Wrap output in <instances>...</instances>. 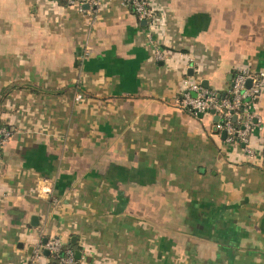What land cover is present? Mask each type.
I'll list each match as a JSON object with an SVG mask.
<instances>
[{
  "label": "crops",
  "instance_id": "1",
  "mask_svg": "<svg viewBox=\"0 0 264 264\" xmlns=\"http://www.w3.org/2000/svg\"><path fill=\"white\" fill-rule=\"evenodd\" d=\"M102 2L0 0V264L51 237L78 264H264V90L252 155L177 103L264 70V0H150L156 27Z\"/></svg>",
  "mask_w": 264,
  "mask_h": 264
},
{
  "label": "built area",
  "instance_id": "2",
  "mask_svg": "<svg viewBox=\"0 0 264 264\" xmlns=\"http://www.w3.org/2000/svg\"><path fill=\"white\" fill-rule=\"evenodd\" d=\"M67 5H77L83 13L91 11L96 14L102 7V0H65ZM139 20L150 22L157 26V17L152 9L150 0H123ZM88 5V8L86 7ZM156 57L164 59L165 54L156 50ZM251 80V86L247 85ZM264 90V70L242 69L233 76L229 95H222L196 80L193 76L183 79V90L177 97L178 106L192 114L208 113L217 115V127L226 131V141L243 143L248 154H254L250 134L255 126L260 125L261 119L254 113L260 95ZM82 93L76 95L79 100ZM239 125V126H238ZM12 128L0 127V159L7 140L12 136ZM49 251V258L44 251ZM27 264H78L76 251L67 246L59 237L48 238L46 242L39 241L34 248Z\"/></svg>",
  "mask_w": 264,
  "mask_h": 264
},
{
  "label": "water",
  "instance_id": "3",
  "mask_svg": "<svg viewBox=\"0 0 264 264\" xmlns=\"http://www.w3.org/2000/svg\"><path fill=\"white\" fill-rule=\"evenodd\" d=\"M86 7L88 8V5H86ZM192 71H193V70L190 69L189 73L192 74ZM203 85L206 86V87H208V83H207V81H203ZM247 85H248V86H251V80H248ZM198 116H199V117H203V116H204V113H198ZM217 119H218V116L215 115V120H217ZM226 134H227L226 131L223 130V132H222V138H223V139L226 138ZM46 241H47V239H45V242H46ZM45 254L48 255V254H49V251L45 250ZM76 254H77L78 258H80V256H81V252H80V251H77Z\"/></svg>",
  "mask_w": 264,
  "mask_h": 264
},
{
  "label": "trees",
  "instance_id": "4",
  "mask_svg": "<svg viewBox=\"0 0 264 264\" xmlns=\"http://www.w3.org/2000/svg\"><path fill=\"white\" fill-rule=\"evenodd\" d=\"M63 3H65V1L64 0H61ZM227 95H229V93H226ZM218 120V119H217ZM216 120V121H217ZM4 126H6L5 124H0V127H4ZM239 126V125H238ZM67 246H70V247H72V248H74V249H76L77 250V246L76 245H73L72 243H69V244H67Z\"/></svg>",
  "mask_w": 264,
  "mask_h": 264
}]
</instances>
